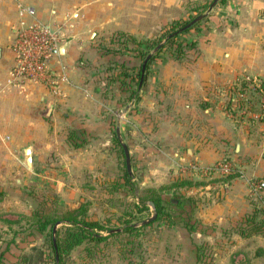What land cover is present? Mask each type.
Segmentation results:
<instances>
[{
	"label": "crops",
	"instance_id": "obj_1",
	"mask_svg": "<svg viewBox=\"0 0 264 264\" xmlns=\"http://www.w3.org/2000/svg\"><path fill=\"white\" fill-rule=\"evenodd\" d=\"M176 3L180 5V2ZM28 7H31L32 13L24 10ZM215 8L218 11H212L205 17V24H209L211 30L205 26L202 30L203 41L198 45L200 52L196 54L200 55L196 56L193 66L188 67L190 72L193 69L194 74L191 76L189 72L188 81L182 85L188 87L187 92L183 97L173 99H184L183 113H194V104L199 99L206 102L210 94L221 93L223 118L215 112L212 119L217 128L221 126V134L211 142L208 137L200 140L197 134L188 133L176 134L173 138L171 135L163 137L165 145L161 146L160 164L174 163L180 168L191 161L210 165L219 160H230L242 176L228 181L223 176L220 181V177L215 175L217 179L214 177V181L195 189L202 194L197 199L195 218L207 232H212V237L219 236L212 231L213 227L215 231L223 228V264H264V234L242 236L235 230L237 222L252 211L253 201L257 202L264 193L263 190L259 198L254 197L247 184L248 179L264 183V132L260 123L257 129L251 130L245 121L238 123L230 119L228 110H225L229 95L231 106H236L238 94L230 93V89L235 91L234 84L244 74L258 77L264 85V0H222ZM81 15L80 12L68 11V7L62 5L41 7L33 0H0V165H15L7 170L1 168L0 180L14 179L19 187L23 186L21 181H27L25 184H30V188L46 190L50 187L56 194L71 196L81 194V187L76 182L77 169L81 164L92 172L99 169L96 141L100 136L110 137L112 116L116 114L114 105H117L118 97L126 99V93L120 91L118 83L114 82L108 85L111 89L109 96L101 94L102 89L105 91L104 83L92 82L93 72L78 65L79 55L90 50L82 43L84 29L77 27ZM32 22H67L72 27L70 44L61 48L60 56L53 59L54 65L61 62L70 74V84L63 85L60 96H54L40 83L8 84L13 65L11 41L14 29ZM115 60L129 66L136 64V59L129 57ZM169 78L160 76L158 80L162 83L157 88L164 89V83L170 87L169 81L173 83L176 79ZM149 93L152 96L157 94L158 105L161 101L158 92H148L146 87L144 95H141V104L145 106L149 103ZM50 103L53 104L52 110L50 115H46ZM120 109L125 117L130 107L124 104ZM197 110L201 111L200 108ZM204 125L211 131L208 125ZM26 148L31 149L32 168L24 167ZM163 178L154 180L161 181ZM25 192L27 194V190ZM10 197L2 193L0 205H7L3 211L10 212L11 207L17 204L8 200ZM199 199L202 202H198ZM23 202L29 203L28 197ZM7 216L0 215V219L12 221L9 217L5 218ZM174 226L181 232L187 231L181 224ZM23 234L20 239H15L19 233L12 234L10 239H0V264H18L20 255L29 253L37 245L38 239H26ZM193 234L195 236L191 240L197 242L201 234ZM198 251L197 245L188 247L180 264H203L199 262Z\"/></svg>",
	"mask_w": 264,
	"mask_h": 264
},
{
	"label": "rangeland",
	"instance_id": "obj_2",
	"mask_svg": "<svg viewBox=\"0 0 264 264\" xmlns=\"http://www.w3.org/2000/svg\"><path fill=\"white\" fill-rule=\"evenodd\" d=\"M32 1V0H31ZM41 5L48 7L49 4L67 6L70 12L82 13L78 26L84 29L83 44L88 50L79 55L78 65L83 66L86 71H92L94 78L92 82H103L104 90L101 94L110 95L108 85L104 78L106 75L115 74V70L110 69L111 60L120 59L128 50L140 49V51L152 53L148 62L147 71L144 72L143 81L139 82L138 99L127 101L126 99H117V105H114L116 114L112 116L111 122L113 130L110 133L109 143L107 137L98 138L97 151L99 152V169L92 172L90 169H77L76 182L81 187V194L62 195L56 194L53 188L39 189L30 188V184L21 181L20 187L13 180H0V191L12 196L8 200H14L17 204L12 206L11 211L6 210V203L0 205V215H8L5 218L18 221L7 223L0 219V239H10L12 234L19 233L15 239H20L21 233L26 239H38L37 247L46 244V251L49 250L50 258L46 264H54V254L50 249V238L41 234L32 233V228L26 224V218L31 215L32 210L38 206L52 216L60 217L65 211L76 209L81 205L86 207V219L97 221L106 227L121 228L125 221L137 223L142 221L153 213L150 205L147 209L138 210L135 207L137 198L130 188L125 185L123 178L124 169L127 170L124 151L121 142L126 144L130 155V172L132 181L136 185L135 195H148V189H164L170 186L178 179H187L191 183L201 181L205 184L208 181H214L223 176L198 177L193 173H183L174 163H164L161 165L160 154L161 146L165 145V139L171 135L178 134H197L200 140L208 137L209 141L220 136L222 128H217L214 124V113H220L223 118V95H209V101L199 99L194 104V113L191 111L183 113L184 99L174 101L176 96H184L188 87H184L189 77L190 69L194 60L200 54L198 45L203 41L202 30L204 26L211 30L209 24H205V17L212 11H218L217 3L210 9L214 0H33ZM180 2L178 5L176 2ZM205 14V16L192 25L190 28L177 33L176 37L168 42L167 34L179 29L184 23H188L193 18ZM71 16V13L69 14ZM73 18V16H71ZM176 26V27H175ZM75 29V28H74ZM201 34H200V33ZM82 41V39L80 40ZM80 43V42H79ZM177 44L183 47V54L177 56ZM163 45V48H161ZM106 50L109 52L107 53ZM116 52V53H115ZM101 53V54H100ZM104 55V56H103ZM128 55V54H126ZM106 57V59H105ZM130 58V57H129ZM133 58V57H131ZM136 59L134 70L130 71L138 79L137 72L140 68V60ZM83 64V65H82ZM176 72L175 76H172ZM117 73V71H116ZM193 69L190 75L193 76ZM174 77V82L169 78L170 87L164 83V89L161 90V81L159 77ZM177 77V78H175ZM243 79L253 84L250 74H244ZM246 77H249L247 79ZM178 79V80H177ZM137 81V80H136ZM135 81V82H136ZM134 82V83H135ZM151 93L158 92L159 101L156 104V96L150 93L149 103L145 106L141 104V95H144V88ZM231 92H235L230 89ZM215 93V92H213ZM223 93V91H222ZM228 93V94H230ZM216 94V93H215ZM235 107L237 114L240 115L244 109L243 96L239 95ZM179 99V98H178ZM231 95L226 99L225 110L231 102ZM234 99V98H233ZM154 102L153 104L151 102ZM205 102V103H204ZM121 104L118 106V104ZM127 104L130 107L127 115L124 117L121 107ZM173 105V106H172ZM192 106V103H191ZM119 109H115L118 108ZM197 108L209 109L211 115L206 117L197 110ZM231 118L236 114L227 111ZM210 119L211 120H206ZM243 121V120H242ZM208 125L211 131L208 130ZM222 125V123H221ZM119 128L121 142L118 141L116 129ZM187 135V134H186ZM106 140V141H105ZM85 148V147H84ZM167 152V151H166ZM160 160V161H159ZM4 170L15 165H0ZM24 167H27L26 165ZM29 168V167H28ZM27 168V169H28ZM164 177L161 181H155V178ZM202 185V184H201ZM29 187V188H28ZM26 189L27 194H26ZM197 187H181L179 191L182 194L192 195L196 200L199 192L194 190ZM2 192V193H3ZM162 194H172L174 189L160 190ZM164 195V196H165ZM149 196V195H148ZM28 197L29 203L23 200ZM197 197V198H196ZM7 200V201H8ZM202 202V200H198ZM22 217V219H21ZM218 226V225H217ZM67 227L60 222L56 231L63 232ZM210 227V226H207ZM212 228V231L219 236L212 237V232L200 233L197 242H193L191 232H181L175 226L167 225L159 221H153L150 224L141 227L137 232H125L107 238L103 242L85 240L80 245L63 254L62 264H180L185 256L186 249L197 245L198 250L203 253L206 263L203 264H223V228ZM15 232V233H14ZM100 233L106 234V231ZM211 233V234H210ZM188 234L190 237L188 238ZM210 234V235H209ZM217 238V239H216ZM189 239V240H188ZM191 241V242H190ZM134 251V253H131ZM216 253V256H215ZM183 255V256H182ZM219 256V257H218ZM218 258V259H217ZM56 262V259H55Z\"/></svg>",
	"mask_w": 264,
	"mask_h": 264
},
{
	"label": "trees",
	"instance_id": "obj_3",
	"mask_svg": "<svg viewBox=\"0 0 264 264\" xmlns=\"http://www.w3.org/2000/svg\"><path fill=\"white\" fill-rule=\"evenodd\" d=\"M187 23H184L183 25L179 26L180 28L177 30H174L167 34V40L168 42H171L177 35V31H179L184 25ZM176 27V26H175ZM179 33V32H178ZM163 48V45L162 47ZM108 53L109 51L106 50ZM116 53V52H115ZM128 54V55H126ZM183 54V47L179 44H177V56H181ZM148 55V52L140 51V49H132L128 50L124 56L127 57H133L141 59L140 62V68L137 72L138 79H136L133 75L130 73V71L134 70V65H127L125 62L121 63L111 60L110 69L117 71V73L112 74L110 76L106 75L104 78V81H106V85H109L111 83H118V89L120 91H123L126 93V100L130 101L132 99H138V84L140 82L141 77V66ZM148 62H146L145 65V71H147ZM125 64V65H124ZM137 80V81H136ZM136 81V82H135ZM135 82V83H134ZM137 84V87L135 89V85ZM235 92L239 95L243 96V104L244 109L246 110V114H237V111L235 107H232L229 103L227 106V110L232 113L236 114V116L233 118L236 120V122H242L245 121L249 125V129L254 130L259 127V119L254 118V115L260 112V103H261V94L259 93L258 89H255L249 82L245 81L243 78H239L236 83L234 84ZM250 112V114H248ZM260 129L262 132H264V129L262 126H260ZM119 141V140H118ZM78 146V145H77ZM123 149V148H122ZM238 172L235 171L234 173L225 176V180H230L231 178H234L238 176ZM123 178L125 180V185H127L130 188V191L134 193V196L137 198V203L135 204V207L138 208V210H143L148 208V202L151 201L155 206L156 211V218L153 221H159L162 223H166L167 225L174 226L176 224H181L182 227H184L188 232H199V233H205V228L200 226L198 220L195 218V209L197 206V200L192 195L182 194L179 191V188L188 186L189 187H198L203 183L201 181H198L196 183H191V181L187 179H178L176 182L172 183L170 186H166L164 189L171 190L174 189V193L172 194H162V192H159L160 190L164 189H148L149 196H140L135 195L136 191V185L132 181V176L129 174L128 170L124 169L123 172ZM220 181L223 180L219 179ZM165 195V196H164ZM2 197V192H0V200ZM253 209L250 213H248L246 216H244L240 221L237 222L235 225V230L242 236H250L253 234H264V193H262L261 198L256 202L253 201ZM28 218L29 221H26L28 226L32 228V232L41 234L42 236H48L50 238V249H52V252L54 254V264H62V256L63 254L67 253L68 251L72 250L75 246L80 245L85 240L94 241L96 243L103 242L107 238L115 235H120L121 233H131V232H137L140 230L143 226H134V223L131 221H125V225L121 227L120 231H114L111 232L113 229L117 228H111L106 227L105 225L97 222V221H91L86 219V207L84 205H81L80 207L76 209H71L68 211H65L60 217H55L47 213L43 206L38 205L33 210L29 217H23ZM22 219V217H21ZM152 221V222H153ZM7 223H12L18 221H5ZM56 222H62L67 227L64 229L63 232L56 231L55 233V245L53 244V233L52 229ZM102 231H106V234L100 233ZM46 244L44 243L42 246L37 247L33 246L29 253L27 254H21L18 259V264H46V262L49 261L50 253L49 250L46 251ZM198 259L201 263H206V260L203 258V253L198 251ZM131 253H134L132 251ZM56 254L58 255V262H55ZM1 258V257H0Z\"/></svg>",
	"mask_w": 264,
	"mask_h": 264
},
{
	"label": "built area",
	"instance_id": "obj_4",
	"mask_svg": "<svg viewBox=\"0 0 264 264\" xmlns=\"http://www.w3.org/2000/svg\"><path fill=\"white\" fill-rule=\"evenodd\" d=\"M24 10L27 13H32L31 7L24 8ZM71 28L67 22H55L53 24L32 22L15 28L11 41L13 65L9 71V86H21L27 82L40 83L54 96H60L63 85L70 84V74L67 67L61 62L54 65L53 59L60 56L61 48L70 44ZM246 78L249 79V77ZM252 82L251 85L258 89L262 95L260 112L252 115L259 119V123L264 129V85L256 76L252 77ZM244 113H247L246 110H241L240 114ZM179 169L183 173H193L198 177L215 175L225 177L235 171L242 176V173L227 159L219 160L210 165L191 161L183 164ZM247 184L251 194L259 198L264 190V183L248 179Z\"/></svg>",
	"mask_w": 264,
	"mask_h": 264
},
{
	"label": "water",
	"instance_id": "obj_5",
	"mask_svg": "<svg viewBox=\"0 0 264 264\" xmlns=\"http://www.w3.org/2000/svg\"><path fill=\"white\" fill-rule=\"evenodd\" d=\"M218 0H214L212 2V4L210 5V9L215 5V3L217 2ZM205 16V14H201L195 18H193L191 21H189L186 25H184L178 32H181V31H184L188 28H190L192 25H194L196 22H198L199 20H201L203 17ZM66 47V46H65ZM63 47V48H65ZM160 47V45H158L153 52H155L158 48ZM152 53H149L146 58L144 59L143 63H142V66H141V77H140V84L141 82L143 81V76H144V72H145V65H146V62L151 58L152 56ZM52 106L53 104L50 103L48 106H47V111H46V115H50L51 113V110H52ZM201 112L203 113V115H205L206 117H209L211 115V111L209 109H203L201 110ZM116 135H117V138L118 140L121 142L122 138H121V135L119 133V128L116 129ZM121 146L123 148V151H124V156H125V163H126V167H127V170L128 172H130V155H129V149L127 147L126 144L122 143L121 142ZM23 163L29 167V168H32L33 167V162H32V154H31V149L30 148H26L24 150V157H23ZM148 204L150 205L153 213L150 215V217L142 220V221H139L137 223H134V226H143V225H146L150 222H152L153 220H155L156 218V211H155V206L154 204L149 201ZM60 222H56L53 226V229H52V233H53V244L55 245V233H56V228H57V225L59 224ZM121 229L120 228H117V229H113L111 230V232H114V231H120ZM56 262H58V255L56 254Z\"/></svg>",
	"mask_w": 264,
	"mask_h": 264
}]
</instances>
